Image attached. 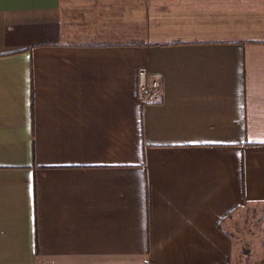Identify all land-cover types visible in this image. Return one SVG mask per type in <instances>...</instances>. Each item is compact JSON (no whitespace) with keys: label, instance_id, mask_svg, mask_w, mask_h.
I'll use <instances>...</instances> for the list:
<instances>
[{"label":"crops","instance_id":"crops-1","mask_svg":"<svg viewBox=\"0 0 264 264\" xmlns=\"http://www.w3.org/2000/svg\"><path fill=\"white\" fill-rule=\"evenodd\" d=\"M145 1L97 42L65 0H0V264H232L264 211V0Z\"/></svg>","mask_w":264,"mask_h":264},{"label":"rangeland","instance_id":"rangeland-1","mask_svg":"<svg viewBox=\"0 0 264 264\" xmlns=\"http://www.w3.org/2000/svg\"><path fill=\"white\" fill-rule=\"evenodd\" d=\"M102 1L106 5L105 7L101 6V0H65L64 14L69 19L73 17L74 20L80 21V24L91 30L97 42H100V40H116V37L117 40L126 42V40L132 37V21L135 22L133 30L139 27H137V23H140L143 19L142 25L145 26V0H140V3L135 4L134 9L129 8L125 0ZM136 7H138V12L136 11ZM241 14V11H236V18L234 17L236 21H242ZM201 17L206 20L209 15L204 14ZM165 21L160 19L159 24H163ZM196 22L202 23V20L196 19ZM213 27L208 30H215L216 28ZM116 32L117 36H106L107 34H114ZM235 214L236 220L230 228L236 232L235 236L238 235V238L241 239L233 242V258L235 257V262L232 264H252L256 250L255 247L259 244L256 239L259 241L263 236L264 211L260 210V213H258L257 208H245L244 211H238ZM249 236L252 240L250 242Z\"/></svg>","mask_w":264,"mask_h":264},{"label":"built area","instance_id":"built-area-1","mask_svg":"<svg viewBox=\"0 0 264 264\" xmlns=\"http://www.w3.org/2000/svg\"><path fill=\"white\" fill-rule=\"evenodd\" d=\"M158 85L154 78L148 75L145 69H139L136 73V88L139 98L146 101L150 98Z\"/></svg>","mask_w":264,"mask_h":264}]
</instances>
